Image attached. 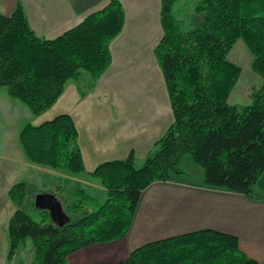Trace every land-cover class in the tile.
I'll list each match as a JSON object with an SVG mask.
<instances>
[{"label": "trees", "instance_id": "16d2710c", "mask_svg": "<svg viewBox=\"0 0 264 264\" xmlns=\"http://www.w3.org/2000/svg\"><path fill=\"white\" fill-rule=\"evenodd\" d=\"M177 1H160L162 36L153 50L172 111L171 124L140 166L131 152L87 173L71 115L25 123L18 140L31 162L70 175L86 173L98 180L106 198L77 216L84 204L97 203L84 187L75 186L74 201L63 203L59 197L62 213L57 219L35 200L53 193L41 192L24 180L14 183L7 193L15 206L7 223L8 261L27 237L33 246L28 264H71L69 256L79 249L125 237L148 185L182 182L178 164L185 155L202 170L198 186L264 198L256 189L264 172V0H197L193 10L199 20L190 22L189 28L176 16ZM123 22L120 0H108L60 35L40 38L18 2L10 14L0 13V90L4 88L33 115L49 109L70 80L85 96L109 67L110 43ZM239 38L251 53L252 70L262 79L251 102L242 106L228 102L240 68L227 54ZM82 70L88 73L83 81ZM29 208L41 215V222L32 218ZM69 211L76 217L70 219ZM116 264L257 262L240 250L236 236L199 229L147 242Z\"/></svg>", "mask_w": 264, "mask_h": 264}, {"label": "crops", "instance_id": "0c3cea01", "mask_svg": "<svg viewBox=\"0 0 264 264\" xmlns=\"http://www.w3.org/2000/svg\"><path fill=\"white\" fill-rule=\"evenodd\" d=\"M160 1L120 0L123 26L110 43L111 63L94 88L81 97L76 82L68 81L56 102L34 115L31 122L36 125L61 113L71 115L87 173L102 162L124 159L131 152L135 163L142 162L173 120L162 73L153 53L162 36ZM18 2L34 33L50 39L81 22L88 13L101 9L108 0H0V13L10 14ZM7 106L11 107L9 103ZM12 112L19 115V111H6V134L0 142V211L6 207L11 213L14 206L7 193L16 178L7 166L16 164V158L24 167L32 168L17 144L18 133L25 123L20 126L13 123ZM9 152L15 154L8 157ZM41 166L32 168L38 177L71 179L82 182L85 189L104 190L86 173L71 176ZM199 176L202 177L201 172ZM46 185L43 180L41 192L53 193L58 201L64 198L62 186L55 184L50 189ZM75 186L71 201L75 198ZM256 189L264 194V172L257 180ZM199 229L236 236L240 250L257 264H264V198L175 181H155L143 190L125 237L79 249L69 256V261L116 264L147 242ZM6 252L3 251L4 264H7Z\"/></svg>", "mask_w": 264, "mask_h": 264}, {"label": "rangeland", "instance_id": "374dc122", "mask_svg": "<svg viewBox=\"0 0 264 264\" xmlns=\"http://www.w3.org/2000/svg\"><path fill=\"white\" fill-rule=\"evenodd\" d=\"M196 1L197 0H178L175 4L174 9L176 11V16L182 20L184 28H189L190 22L199 20V16H196L193 10V7ZM227 59L233 62L235 65H237L240 68L239 77L233 89L231 90V93L229 94L228 102L236 106H242V105L249 104L251 102L252 91L259 88V86L262 83V79L256 72L252 70L250 66L251 59H252L251 53L249 52V50L247 49V47L245 46L241 38L236 40V42L233 44L231 50L227 54ZM80 78L82 81L88 79V73L82 70L80 74ZM8 103L11 106L9 107V109L7 108ZM6 111H19V115H17V113L12 112L11 117H10V120L13 123L15 122L19 123V126L20 124H24V123H28V122L31 123L33 119L35 118V116L29 111L26 105L8 96L6 93V90L2 88L0 90V142L2 140V137L6 134L5 128L7 127V123L5 121H8ZM11 128L13 130V128L15 127H10V129ZM17 144L19 145L21 149V146L18 140H17ZM14 154L9 152L8 157L10 155L13 156ZM24 159L25 161H27L28 165L31 166L32 168L41 166V165L31 162L25 155H24ZM15 161H17V163L14 165L13 164L10 165L9 163V167L7 166V169L9 172H11V176L16 178L14 179L16 180V182L25 180L27 182L32 183L40 191H42L41 183L43 182V180L47 182L48 186L47 185L46 186L49 188L54 186L55 184L59 185L58 187L62 186L64 188V192L62 194L64 198L63 199L61 198L62 201L64 200L63 203L71 202L73 198L72 192H71L73 189V186L75 185L80 186V187L83 186L82 182L80 181L77 182L71 179L69 180L64 179L65 180L64 181L63 179H59L55 177L49 178L47 176H42V175L38 177L37 172L34 169L29 168V167H24L19 162V159L15 158ZM180 161H179L180 165L178 164V167L180 166L179 168L184 173L182 182L199 183L202 179V177L199 176L200 172L202 173L201 168L197 164H195L188 155L183 156ZM141 163L142 162H136L135 164L136 166H140ZM41 167H44V166H41ZM59 171H63V170H59ZM80 175L81 174H79L78 176ZM86 190L95 199V203H97V205L94 203L84 204L82 209L79 211V214H76L77 216L93 210L95 207L98 206V204H101L106 198V192L104 190H98L92 187H87ZM10 202L11 204H13L11 200ZM13 208H15V206ZM28 212L30 213V215L35 221L41 222V219H42L41 215L38 214L36 211H34V209L29 208ZM10 214H11V211H9V209H7L6 207L1 209L0 211V264H4L2 260L3 251H6L8 249L7 223H8V218ZM76 215L72 211H69L68 213V217L70 219L75 218ZM32 258H33L32 241L29 237H27L25 240V243L23 244V246L19 248V250L16 252L13 259L10 260L9 262L7 259L6 260H7V264H28L32 260Z\"/></svg>", "mask_w": 264, "mask_h": 264}, {"label": "water", "instance_id": "95a60500", "mask_svg": "<svg viewBox=\"0 0 264 264\" xmlns=\"http://www.w3.org/2000/svg\"><path fill=\"white\" fill-rule=\"evenodd\" d=\"M36 204L40 207L47 208L51 213L54 214L53 210L58 211L61 215V204L55 196L52 194H40L36 197ZM46 200V202H45Z\"/></svg>", "mask_w": 264, "mask_h": 264}, {"label": "flooded vegetation", "instance_id": "af4514ba", "mask_svg": "<svg viewBox=\"0 0 264 264\" xmlns=\"http://www.w3.org/2000/svg\"><path fill=\"white\" fill-rule=\"evenodd\" d=\"M45 202H46V200H45ZM53 212H54L56 218L60 219V217H61L60 213L58 211H55V210H53Z\"/></svg>", "mask_w": 264, "mask_h": 264}]
</instances>
